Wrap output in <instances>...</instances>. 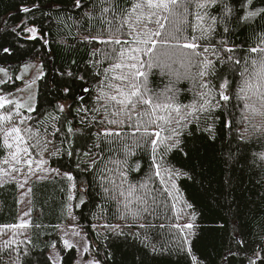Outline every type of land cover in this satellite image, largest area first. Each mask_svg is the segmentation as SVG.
Masks as SVG:
<instances>
[{
	"label": "snow or ice",
	"instance_id": "snow-or-ice-1",
	"mask_svg": "<svg viewBox=\"0 0 264 264\" xmlns=\"http://www.w3.org/2000/svg\"><path fill=\"white\" fill-rule=\"evenodd\" d=\"M54 27L88 58L53 67ZM0 30L14 40L0 57L19 54L0 60V185L67 182L59 222L34 224L29 209L3 225L0 264H115L118 241L204 264L179 182L203 184L209 154L223 166L217 206L234 217L221 264H264V219L245 235L234 195L237 172L264 188V0H19Z\"/></svg>",
	"mask_w": 264,
	"mask_h": 264
},
{
	"label": "trees",
	"instance_id": "trees-1",
	"mask_svg": "<svg viewBox=\"0 0 264 264\" xmlns=\"http://www.w3.org/2000/svg\"><path fill=\"white\" fill-rule=\"evenodd\" d=\"M19 0H0V20L7 15L15 12L16 5ZM47 3L54 0H45ZM54 36L52 38V50L55 55L52 59L53 67H60L65 64L68 59L75 58L78 61L88 58L89 48L80 46L70 51L66 50L68 45L60 46L57 41L64 35L53 28ZM71 42V38H68ZM14 44L11 35L3 34L0 30V45ZM99 47H103L99 45ZM11 59H19V54L14 58L0 57V60L8 61ZM153 86H159L161 80L158 75L152 77ZM4 149L0 148V166L6 157ZM141 154H138V158ZM143 160H147V156H142ZM177 166L184 163L185 158L180 152H173L170 157ZM65 164V161L54 160L53 167H59ZM199 171V168L197 169ZM223 166L220 164L218 157L213 158L210 154L206 158L203 171V184L198 180L195 184L191 181L181 180L180 186L182 197L193 205L192 211L196 212V224L200 226L196 230V235L192 237L193 252L204 264H221L222 254L226 251V243L230 240V233L233 230L232 219L226 209L217 206L216 199L219 198L220 183L223 179ZM66 181L45 180L39 181L33 177L31 182V221L35 223H57L60 202L64 199V193L61 186H66ZM234 185H238L234 195L238 197V203L241 204V214L238 222L242 226L245 235L258 231V224L261 219V208L264 207V201L260 199L264 188L257 183V178L252 173L246 172L243 177L240 173H236ZM205 189H208L206 191ZM221 202H222V198ZM256 219L253 220L252 217ZM113 223L119 221L113 220ZM167 223L166 220H160L156 223ZM19 223V187L16 183L8 182L0 186V230L11 233L8 229H3V225ZM70 223V222H68ZM85 226L91 221L85 217L83 220ZM224 227L220 228L219 225ZM35 239V233L39 230L32 229ZM166 231V230H165ZM7 236L0 237V241L7 239ZM157 238L159 235L157 234ZM146 249L139 243L118 241L113 249L115 264H140L137 257L143 258V264H175V257H149L145 256ZM67 259V258H66ZM68 264H71L69 261Z\"/></svg>",
	"mask_w": 264,
	"mask_h": 264
},
{
	"label": "rangeland",
	"instance_id": "rangeland-1",
	"mask_svg": "<svg viewBox=\"0 0 264 264\" xmlns=\"http://www.w3.org/2000/svg\"><path fill=\"white\" fill-rule=\"evenodd\" d=\"M4 166L5 165H1L0 167H4ZM32 180H33V178H31L29 180V184L27 186H25L24 188H19V222H20V217H21L22 212L25 210H29V209L31 210V192L27 191V187H31ZM6 183H8V182H4L2 185L6 184ZM189 211H192V210H189ZM25 219H28V218H25ZM30 219H31V217H30ZM166 222H168V221H166ZM183 222H184L183 220L180 221V223H183ZM10 235H11V233H9L6 236L9 237Z\"/></svg>",
	"mask_w": 264,
	"mask_h": 264
}]
</instances>
